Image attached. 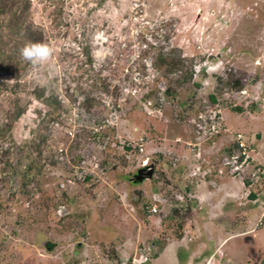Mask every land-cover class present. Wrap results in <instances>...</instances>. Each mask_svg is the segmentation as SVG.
I'll use <instances>...</instances> for the list:
<instances>
[{
  "label": "rangeland",
  "instance_id": "374dc122",
  "mask_svg": "<svg viewBox=\"0 0 264 264\" xmlns=\"http://www.w3.org/2000/svg\"><path fill=\"white\" fill-rule=\"evenodd\" d=\"M239 137L263 170L264 0H0V264H264Z\"/></svg>",
  "mask_w": 264,
  "mask_h": 264
},
{
  "label": "built area",
  "instance_id": "2783aa9c",
  "mask_svg": "<svg viewBox=\"0 0 264 264\" xmlns=\"http://www.w3.org/2000/svg\"><path fill=\"white\" fill-rule=\"evenodd\" d=\"M253 151L254 149H249L246 143L241 141L240 149L236 153L235 152L230 154L228 153L221 158L222 160L218 171L220 173H224L226 171V173L234 176L235 175L245 176L247 174L246 171L251 167H253V173H252L253 177L256 178V176L259 175L260 172L264 174V169L261 170L259 165L253 163V156L251 154V152ZM150 211L156 212L157 206L153 205L150 208ZM261 218L262 219L264 218V211L262 212ZM147 259L148 257L145 255L142 260L134 259L133 263H141L143 261H146Z\"/></svg>",
  "mask_w": 264,
  "mask_h": 264
},
{
  "label": "clouds",
  "instance_id": "9594fccd",
  "mask_svg": "<svg viewBox=\"0 0 264 264\" xmlns=\"http://www.w3.org/2000/svg\"><path fill=\"white\" fill-rule=\"evenodd\" d=\"M19 53H20L21 58L24 61H27L33 65H38V64H42V63L46 62L47 60H49L51 58V56L53 54V49L51 47H49L48 44L43 43V42L28 41V42H25L24 45L19 49ZM241 138L242 137L237 138L238 142H236V143H238L239 148H240V142L243 141V140H241ZM146 166H150V165H145L143 167H146ZM134 176H133L132 180L136 181L134 179ZM247 179H249V178H247ZM251 183H252V180H251ZM246 186H248V185L246 184ZM150 212H152V211H150ZM141 253H144V252L141 251ZM134 259H139V258L135 256ZM134 259L131 258V260H129L128 263H130V264H146L151 260V258L148 257V259L146 261H143L141 263H133Z\"/></svg>",
  "mask_w": 264,
  "mask_h": 264
},
{
  "label": "trees",
  "instance_id": "16d2710c",
  "mask_svg": "<svg viewBox=\"0 0 264 264\" xmlns=\"http://www.w3.org/2000/svg\"><path fill=\"white\" fill-rule=\"evenodd\" d=\"M168 57H169V55H168ZM212 100L215 102V101H216V96H212ZM241 109H242V108L237 107V110H241ZM128 148H129V147H128ZM235 148L238 149V150L240 149L238 143H235L232 147L229 148L230 153L235 152V151H236ZM246 184H247L248 186L251 184V179H250V178L246 180ZM252 196H255V195L252 194ZM191 208H193V205H192ZM191 208H190V209H191ZM190 209L187 210V211H188V212H191L192 209H191V210H190ZM178 224H179V227H178L179 232H178V236H177V237H182V235H183V225H184V223L179 222ZM46 245H47V247H48L49 249L52 248V244H51L50 242L46 243Z\"/></svg>",
  "mask_w": 264,
  "mask_h": 264
},
{
  "label": "crops",
  "instance_id": "0c3cea01",
  "mask_svg": "<svg viewBox=\"0 0 264 264\" xmlns=\"http://www.w3.org/2000/svg\"><path fill=\"white\" fill-rule=\"evenodd\" d=\"M258 145H259V144H258ZM259 150H260V145H259ZM257 159H261L260 162L264 163V157H263L261 151H259L258 154H257V151H256V160H257ZM223 185H226L225 182H223ZM226 186H228L229 188H223V189H222L221 187H219V189L222 191L220 195H226V196H229V197L235 198L236 195H237L236 190H233L232 187H230V185H228V184H227ZM256 198H257V197H256ZM256 198H255V199H256ZM257 199H260V197L257 198ZM232 206H233V205H232ZM232 208H233V207H232Z\"/></svg>",
  "mask_w": 264,
  "mask_h": 264
},
{
  "label": "water",
  "instance_id": "95a60500",
  "mask_svg": "<svg viewBox=\"0 0 264 264\" xmlns=\"http://www.w3.org/2000/svg\"><path fill=\"white\" fill-rule=\"evenodd\" d=\"M153 173H154V169H153L152 165L142 167V168L138 169L137 173L134 176V179L136 181H143L144 178L151 177L153 175Z\"/></svg>",
  "mask_w": 264,
  "mask_h": 264
}]
</instances>
